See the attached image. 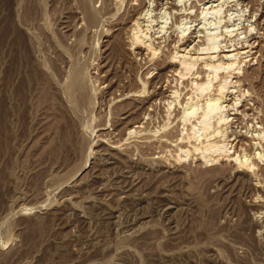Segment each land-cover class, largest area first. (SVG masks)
I'll return each instance as SVG.
<instances>
[{
	"label": "rangeland",
	"instance_id": "rangeland-1",
	"mask_svg": "<svg viewBox=\"0 0 264 264\" xmlns=\"http://www.w3.org/2000/svg\"><path fill=\"white\" fill-rule=\"evenodd\" d=\"M230 48L217 77L174 58ZM224 81L230 118L203 130ZM263 155L264 0H0V264H264Z\"/></svg>",
	"mask_w": 264,
	"mask_h": 264
},
{
	"label": "bare ground",
	"instance_id": "bare-ground-1",
	"mask_svg": "<svg viewBox=\"0 0 264 264\" xmlns=\"http://www.w3.org/2000/svg\"><path fill=\"white\" fill-rule=\"evenodd\" d=\"M215 11V10H214ZM218 11H219V9H218ZM92 13V12H91ZM94 13V12H93ZM90 16H91V14H90ZM89 16V17H90ZM93 16H94V14L92 15V17L91 18H93ZM147 18V17H146ZM136 23H138V22H136ZM147 29L146 28H144V24H142V23H138L137 24V27L135 28V30H134V32H132V39H133V43H137V44H140L145 50H147V51H149V52H151L152 50H153V44H151L152 42H150V38H149V35H148V33H147V31H146ZM215 32V31H214ZM214 32H211L212 34H207V36H208V42H210L209 44H211L212 45V48L214 49V48H216L219 44H216L218 41H217V39H219V37H218V35H219V33L216 35ZM210 33V32H209ZM214 33V34H213ZM208 42H207V44H208ZM219 43V42H218ZM139 45V46H140ZM153 45V46H152ZM141 47V48H142ZM202 47V46H201ZM204 47H206V46H204ZM204 47H202V48H204ZM208 47H210L209 45H208ZM207 47V48H208ZM211 48V49H212ZM217 48H219V46L217 47ZM155 49H156V47H155ZM153 50V52L154 51H156V50ZM204 49H206V48H204ZM208 49H210V48H208ZM207 49V50H208ZM151 50V51H150ZM196 50V49H195ZM187 51V50H186ZM205 51V50H204ZM247 51V50H246ZM245 51V52H246ZM178 52V51H177ZM245 52H241V51H233V50H231V48H230V50H225L224 52H223V55H222V59L220 60L219 58H218V61H215V60H213V56H210V58H208V60L207 59H205V56L203 55H200V54H188V53H185V52H179V53H177V54H175V56H174V58L178 61V63H180V65L182 66V68L185 70H183V72H185V74H187V73H189V72H191V70L193 69V67L197 64V63H199V62H201L202 64H203V66H204V68H206L207 70H208V72H209V75H211V76H214V77H217L218 76V71H220L222 68L225 70H230L231 68H234L233 66H235V64L237 63V61L239 60V59H241V58H244L243 57V55L244 54H242V53H245ZM247 53H248V51H247ZM246 55V54H245ZM207 56H208V54H207ZM216 56V55H215ZM209 57V56H208ZM221 57V56H220ZM249 57V56H248ZM247 58V57H246ZM243 60V59H242ZM247 59H245V61H246ZM239 62V61H238ZM198 65V64H197ZM200 65V64H199ZM239 67V66H238ZM195 68V67H194ZM196 69V68H195ZM222 69V70H223ZM240 69V68H239ZM204 70V69H203ZM225 70V71H226ZM233 70V69H232ZM189 71V72H188ZM187 72V73H186ZM208 72H207V74H208ZM162 73V72H161ZM233 73V72H232ZM197 74V73H196ZM229 74V73H228ZM73 75V74H72ZM235 75V74H234ZM208 77V76H207ZM212 79V78H211ZM211 79H210V77H209V79H207V81H205V82H202V83H199V82H195V88L198 90L197 92L199 93H201L199 96H204V94H206L207 92H209L210 90H211V88H212V81H211ZM213 80V79H212ZM215 80V79H214ZM229 80V79H228ZM231 82H229V84H230ZM193 84H194V82H193ZM73 85H74V82H73ZM219 86H218V93H219V95H217V96H214V95H211L210 93V95L211 96H208V94H207V97L205 98V101L204 100H202V101H204V104H203V114L202 115H199L200 113H198L199 112V109L201 110V104L199 103L198 104V102H193V101H188L187 103H186V105L185 106H183L184 107V112L182 113L183 114V120L185 119L186 121L187 120H190L191 121V117L193 118V117H195L196 115H199L198 117H199V119H196V120H198L197 122V124H199L200 125V127L203 129V130H209L210 129V127L212 126V124H213V120H214V118H217L216 120H217V124H221V123H226L228 120H229V118H230V116H228L227 115V113L225 112L226 110V106L228 105V103H227V105L224 103L226 100L224 99L223 100V97H225V95L224 94H226L225 92H227V91H225L227 88H229V86H228V84H227V81H224V82H222V83H220V84H218ZM196 91V90H195ZM212 91V90H211ZM196 93V92H195ZM192 95V94H191ZM202 96V97H203ZM202 97H201V99H202ZM205 97V96H204ZM191 98V97H190ZM199 99V98H198ZM204 99V98H203ZM188 100V99H187ZM194 100V99H193ZM199 102H200V100H198ZM216 122V121H215ZM193 125H191L192 126V131L190 132V133H188L187 135H186V138L190 141V139L191 138H196V137H198L197 136V134H196V131H195V129L196 128H198L197 127V124H194V123H192ZM198 125V126H199ZM213 126H214V124H213ZM212 126V127H213ZM216 126V125H215ZM221 126V125H220ZM211 127V128H212ZM85 130V129H84ZM201 130V129H200ZM195 131V132H194ZM213 131V130H212ZM198 132H199V130H198ZM202 132V131H201ZM209 132V131H208ZM218 132H220V130L218 131V129H217V133ZM206 133H207V131H206ZM205 133V134H206ZM214 132H212V134H213ZM216 133V132H215ZM184 134V133H183ZM262 134V133H261ZM185 135V134H184ZM200 135V134H199ZM204 135V134H203ZM207 137V136H206ZM260 137V136H259ZM201 137H199V138H197V139H200ZM256 139V138H255ZM86 140V139H85ZM195 140V139H194ZM82 141V140H81ZM86 142H87V140H86ZM197 142V141H196ZM228 142V141H227ZM190 143V142H189ZM231 144V143H230ZM258 144V143H257ZM189 146H190V144H189ZM231 146V145H230ZM230 146H229V144H227L225 141H223L222 139L221 140H210V139H207V141H199V143H195V144H192V147H193V149H192V152L193 151H195L197 154H200V155H202L201 157H204V159H205V161L207 160V161H210L211 162V160H213V161H215V159H218V158H225L226 157V159L227 158H229V157H231L233 154H230V150H231V148H230ZM233 148V147H232ZM180 155H178L179 156V159H181L183 156H190L189 154L191 153L190 152V150H185V149H183V148H181L180 149ZM245 153V152H244ZM261 153V152H260ZM263 154V153H262ZM259 155V154H258ZM239 156V155H238ZM238 156H236L234 159H237L238 161H239V163L240 164H246L247 166L249 165V164H247V163H250V161H248V158L246 159V158H244V159H242L243 161H241V157L239 158ZM243 157H245V155H243ZM262 157H264V155L262 156ZM230 159H232V158H230ZM250 160V159H249ZM209 163V162H208ZM238 163V164H239ZM245 165V166H246ZM250 166H251V164H250ZM250 166H248L249 168H250ZM253 166V165H252ZM251 169V168H250Z\"/></svg>",
	"mask_w": 264,
	"mask_h": 264
}]
</instances>
